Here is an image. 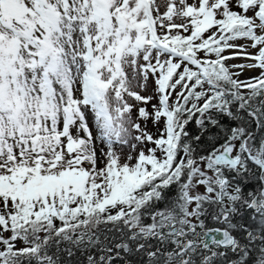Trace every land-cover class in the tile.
<instances>
[{
    "label": "snow or ice",
    "instance_id": "obj_1",
    "mask_svg": "<svg viewBox=\"0 0 264 264\" xmlns=\"http://www.w3.org/2000/svg\"><path fill=\"white\" fill-rule=\"evenodd\" d=\"M0 264H264V0H0Z\"/></svg>",
    "mask_w": 264,
    "mask_h": 264
}]
</instances>
